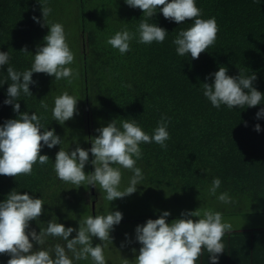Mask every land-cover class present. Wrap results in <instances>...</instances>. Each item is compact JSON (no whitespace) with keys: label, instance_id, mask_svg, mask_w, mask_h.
Masks as SVG:
<instances>
[{"label":"trees","instance_id":"1","mask_svg":"<svg viewBox=\"0 0 264 264\" xmlns=\"http://www.w3.org/2000/svg\"><path fill=\"white\" fill-rule=\"evenodd\" d=\"M39 2L0 0V52L8 51L9 63L17 71L31 67L32 55L37 46L43 45L49 31L32 19L36 16L43 22ZM196 5L202 9L201 18L216 19L219 32L215 44L193 60L190 54L178 56L172 43L180 30L191 26L190 20L177 24L157 10L148 22L166 29L165 41L145 45L134 39L131 51L121 55L106 41L124 28L136 32L144 19L140 9L127 6L125 0H48L52 9L48 22L64 26L67 43L75 55L70 67L79 75L69 84L66 79L33 73L36 83L29 85L33 97L21 94L17 101L20 113L43 116L45 127L54 129L63 141L51 149L42 148L40 154L47 155L49 162L34 165L32 175H0V202L13 189L44 200V211L37 221H30V230L39 233L51 219L66 228L78 229V224L92 215L85 200V194L95 198L90 188H74L60 181L54 171L55 155L60 148L74 150L77 144L89 149L95 130L113 119L118 127L124 119H135L151 135L162 116L171 118L166 150L156 143L140 145L143 156L137 167L142 169V182L203 193L218 177L222 183L217 191H227L239 205L255 206L264 201V117L256 118L264 101L255 107L230 110L221 105L217 109L204 97L202 89L203 83L213 82L209 74L225 66L229 76L239 75V70L245 75L255 73L253 87L264 95V0H196ZM25 46L32 55L20 52ZM6 72L7 65L0 66V81L7 78ZM9 83L0 85V125L19 115L11 105L3 103L8 98ZM126 84L132 87H124ZM65 91L80 100L78 114L61 125L53 120L51 109L55 97ZM41 99L48 104L47 111L41 108ZM256 124L260 125L259 132L254 130ZM92 159L89 153V161ZM90 165L83 169L86 174L90 173ZM231 233L247 234V256L255 257L254 245L260 235L264 238V229ZM75 235L74 231L69 239ZM55 243L65 242L50 237L45 247ZM96 244L97 238L93 237V246ZM38 247L34 244V250ZM9 259L7 254H0V264H7ZM205 262L201 258L196 264Z\"/></svg>","mask_w":264,"mask_h":264},{"label":"clouds","instance_id":"2","mask_svg":"<svg viewBox=\"0 0 264 264\" xmlns=\"http://www.w3.org/2000/svg\"><path fill=\"white\" fill-rule=\"evenodd\" d=\"M125 3L131 8L140 9L144 19L140 21L136 32L124 28L107 39V44L121 55L131 51L130 44L134 39L145 45L165 41L168 35L166 29L148 22L157 10L165 19L177 24L192 21L191 26L180 30L172 41L178 56L190 54L193 60L198 59L201 53L216 42L219 32L216 19L201 18L202 9L197 7L196 0H125ZM39 4L43 22L36 16L32 19L42 27L47 26L49 31L43 38V45L37 46L35 55L29 53L26 46L20 49V52L33 56L31 67L22 72L17 71L9 63L11 57L8 51L0 52V66L7 65V78L0 81V85L11 81L7 88L8 98L3 103L11 105L13 111L19 114L18 118L8 119L0 125V175L14 178L32 175L33 166L37 163L48 164L49 157L40 154L42 148L47 146L51 149L63 142L54 129L48 130L45 127L43 116L35 112L31 115L20 113L17 101L21 94L33 97L29 89V85L36 83L32 80L33 73H44L54 77V80L66 79L69 84L79 75L70 67L75 55L67 43L64 26L58 22H48L52 12L48 0H40ZM227 73L228 69L220 66L218 71L209 74L214 78L213 82L202 84L203 95L214 108L219 109L221 105L230 110L234 107H255L264 101V95L253 87L257 78L255 73L245 75L240 70L237 76H229ZM123 86L132 87L130 84ZM78 100L67 91L55 97L51 109L53 120L63 125L72 119L78 114ZM40 101L41 108L47 111L48 104L43 99ZM262 117L264 107L256 113L257 119ZM170 120V117L162 116L150 135L135 119L122 120L120 127L116 119H113L107 126L95 130L98 135L90 138V149H83L79 144L74 150L60 148L54 161L57 178L74 185V188L85 185L97 188L99 185L109 202L135 193L144 179L142 169L137 167V161L143 156L140 145L156 143L166 150V141L170 139L167 130ZM254 130L259 132L260 125L256 124ZM89 152L93 157L91 161ZM88 163L93 165L94 171L86 174L83 169ZM121 169L133 173L124 190H120ZM221 183L220 178H213L208 189L209 195L215 196L223 204L235 203L227 191L217 195ZM44 204L42 198H34L27 193L19 194L14 189L0 202V254L10 256L7 264H74L89 259L92 264H107L105 248L112 244L110 232L123 218L120 211L110 210L106 215L86 216L78 224V229L66 228L56 219H51L46 228H40L37 233L30 230V221L38 220L44 211ZM169 215L168 211H164L159 218L148 219L143 225L135 227V240L141 247L138 255H135L134 264H196L204 250L209 254L211 264H218L219 254L224 253L225 248L222 239L233 230V225L224 220L223 214L211 209L183 211L181 218L168 223L166 218ZM191 217L198 219L194 221ZM74 231L75 237L69 239ZM125 236L127 238V234ZM50 237L59 238L65 243L45 247ZM93 237L101 243L93 246ZM34 244L39 246L35 250ZM132 251L136 252L135 249ZM122 264H133V261L122 258Z\"/></svg>","mask_w":264,"mask_h":264},{"label":"rangeland","instance_id":"3","mask_svg":"<svg viewBox=\"0 0 264 264\" xmlns=\"http://www.w3.org/2000/svg\"><path fill=\"white\" fill-rule=\"evenodd\" d=\"M92 171H94V167L91 164L90 172ZM121 171L120 190H124L129 185L133 174L126 169H121ZM96 187L88 186L89 193L93 194L95 198L89 199L85 194L86 203L91 207V210L93 208L94 216L106 215L111 210L120 211L123 217L121 222L114 226L110 232L112 244L105 248L107 264H122V258L132 260L134 264L135 255H138L141 247L135 240V227L143 225L148 219L159 218L164 211L170 213L166 218L168 223L181 218L183 211L211 209L223 214L224 220L233 225L232 231L264 228V201L254 204L255 206L239 205L235 199H233L235 201L233 204H223L215 196L209 195L208 190L199 193L141 182L135 193L109 202L105 199L106 193L100 189L99 185ZM217 195H219L218 191ZM191 219L195 221L198 218L191 217ZM125 234H127V238ZM97 242L101 243L98 239ZM121 244H124V247H121ZM132 249H135L136 252L133 253Z\"/></svg>","mask_w":264,"mask_h":264},{"label":"crops","instance_id":"4","mask_svg":"<svg viewBox=\"0 0 264 264\" xmlns=\"http://www.w3.org/2000/svg\"><path fill=\"white\" fill-rule=\"evenodd\" d=\"M264 228H250V229H239L231 232H246L250 230H260ZM227 232L222 242L225 245L224 253L219 254L218 262L226 261L227 264H264V238L263 236H259L258 240L255 242L254 250L255 257H248L247 254L249 252V240L247 234H240L235 236L234 233ZM231 233V235H228ZM228 235V236H227ZM233 253V255H230ZM208 253L206 250L203 251L202 255L199 259L205 258L207 260V264H211ZM198 264V263H197ZM206 264V262H205Z\"/></svg>","mask_w":264,"mask_h":264},{"label":"water","instance_id":"5","mask_svg":"<svg viewBox=\"0 0 264 264\" xmlns=\"http://www.w3.org/2000/svg\"><path fill=\"white\" fill-rule=\"evenodd\" d=\"M89 149H90V142H89ZM89 153H90V152H89ZM91 213H92V215L94 216L93 208H92V210H91Z\"/></svg>","mask_w":264,"mask_h":264}]
</instances>
